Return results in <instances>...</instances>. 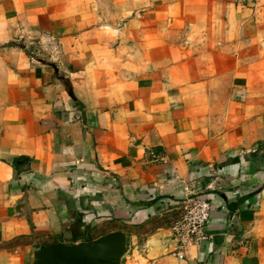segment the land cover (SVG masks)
I'll return each instance as SVG.
<instances>
[{
    "label": "crops",
    "instance_id": "1",
    "mask_svg": "<svg viewBox=\"0 0 264 264\" xmlns=\"http://www.w3.org/2000/svg\"><path fill=\"white\" fill-rule=\"evenodd\" d=\"M115 231L125 264H264V0H0V264Z\"/></svg>",
    "mask_w": 264,
    "mask_h": 264
},
{
    "label": "water",
    "instance_id": "2",
    "mask_svg": "<svg viewBox=\"0 0 264 264\" xmlns=\"http://www.w3.org/2000/svg\"><path fill=\"white\" fill-rule=\"evenodd\" d=\"M131 236L124 231L92 242L43 245L32 251L28 264H125L131 257Z\"/></svg>",
    "mask_w": 264,
    "mask_h": 264
},
{
    "label": "built area",
    "instance_id": "3",
    "mask_svg": "<svg viewBox=\"0 0 264 264\" xmlns=\"http://www.w3.org/2000/svg\"><path fill=\"white\" fill-rule=\"evenodd\" d=\"M185 190L189 192L191 188ZM211 215L212 206L208 201L186 199L181 214L172 225L173 238L180 251L199 246L211 238L207 231ZM177 256L184 257L181 252Z\"/></svg>",
    "mask_w": 264,
    "mask_h": 264
}]
</instances>
